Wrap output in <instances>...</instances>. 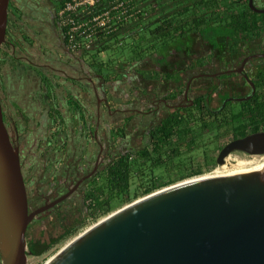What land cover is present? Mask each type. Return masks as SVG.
<instances>
[{
	"label": "flooded vegetation",
	"instance_id": "1",
	"mask_svg": "<svg viewBox=\"0 0 264 264\" xmlns=\"http://www.w3.org/2000/svg\"><path fill=\"white\" fill-rule=\"evenodd\" d=\"M64 1L10 0L0 46L4 121L20 152L29 210L45 207L37 218L66 214L78 200L85 208L88 188L120 154L124 136L111 138L127 118L147 122L145 145L171 113L217 119L233 135L216 160L231 140L264 134V0H136L140 16L130 24L157 22L141 61L161 76L131 75L123 89L133 96L118 89L116 98L98 80L88 83L85 52L71 48L60 25Z\"/></svg>",
	"mask_w": 264,
	"mask_h": 264
},
{
	"label": "water",
	"instance_id": "2",
	"mask_svg": "<svg viewBox=\"0 0 264 264\" xmlns=\"http://www.w3.org/2000/svg\"><path fill=\"white\" fill-rule=\"evenodd\" d=\"M10 0H0V46ZM262 162L219 166L166 186L103 217L44 264H264V134L228 142ZM29 210L21 157L4 121L0 98V249L3 264H28Z\"/></svg>",
	"mask_w": 264,
	"mask_h": 264
},
{
	"label": "trees",
	"instance_id": "3",
	"mask_svg": "<svg viewBox=\"0 0 264 264\" xmlns=\"http://www.w3.org/2000/svg\"><path fill=\"white\" fill-rule=\"evenodd\" d=\"M131 3L139 9L136 0ZM139 16L138 12L132 21ZM129 24L130 21L119 26L104 42ZM143 51H135L140 61ZM224 128L225 123H218L217 119L208 121L183 112L169 114L152 128L150 143L121 152L92 183L79 219L63 225L62 233L49 241L27 240L29 255L42 256L53 246L77 236L89 223L159 189L210 171L217 165L216 153L224 145L219 141L233 135ZM114 133L123 137L125 126ZM238 135L235 133L234 137ZM207 144L211 146L206 147ZM197 149L201 152L195 153Z\"/></svg>",
	"mask_w": 264,
	"mask_h": 264
},
{
	"label": "rangeland",
	"instance_id": "4",
	"mask_svg": "<svg viewBox=\"0 0 264 264\" xmlns=\"http://www.w3.org/2000/svg\"><path fill=\"white\" fill-rule=\"evenodd\" d=\"M155 15L151 16L150 19H153ZM132 20H130V23ZM147 22L145 20L139 22L138 24H129L125 30L119 31L116 35L109 40H107L104 45L97 46L86 53H84V57L86 61L92 65V68L96 72H101V75L105 78L110 75L117 77L118 79L123 77V73L121 69H133L135 63L137 62L138 56H136L135 51L141 50L144 46L150 44L153 39L150 38V29H153L155 23L150 24L148 29L145 28V24ZM148 37V40H147ZM150 47V46H149ZM145 65L144 63L138 62L135 65L134 70H130V75H136L139 77L142 74V77L145 79L151 77H160L161 73L157 72L156 74H152L151 70H144ZM135 72V73H134ZM127 76V77H129ZM143 81H137V84H142ZM119 89H122V86H119ZM138 90L139 87H138ZM132 89L129 87L127 89V93L129 96H133ZM109 98V96H108ZM112 103L114 107L116 103ZM134 113H115L116 117L121 118L122 115L130 116ZM119 120V119H118ZM125 126V135L123 138H120L119 141L116 143V152L114 156L121 152H125L128 149H139L144 147V139L146 136L147 131V122L141 119L140 117H135V120L129 121L127 118ZM111 129L114 128V124H112ZM116 136L113 134L111 140H115ZM229 140V136L220 140V143L227 142ZM211 144H207L206 147H210ZM195 153H200L201 151L197 149L194 151ZM217 154V153H216ZM264 161V158H263ZM262 162V159L259 156H250L246 157L239 153H232L230 154L226 162L223 165L217 164L213 167L210 171H207L203 174H214L218 169L219 166H226V165H250L253 163ZM243 163V164H242ZM103 174V173H102ZM100 175V177L102 176ZM202 175V174H201ZM46 191V190H45ZM82 209L81 201L78 200L74 206H71V209L68 210L65 214L64 213H48L46 212L41 217L37 218L33 223L32 227L29 230V237L34 240L40 239L42 241H49L51 237L58 236L62 233V226L67 224L70 221H75V219H79L80 213ZM102 219V218H101ZM100 220V219H99ZM96 223V222H95ZM94 223H89L85 228H82L79 233L83 232L85 229L93 225ZM73 239V238H72ZM70 240L63 241L55 246H53L47 253L43 254L42 256H33L29 255L28 264H44L49 258H51L54 254H56L63 246H65Z\"/></svg>",
	"mask_w": 264,
	"mask_h": 264
},
{
	"label": "built area",
	"instance_id": "5",
	"mask_svg": "<svg viewBox=\"0 0 264 264\" xmlns=\"http://www.w3.org/2000/svg\"><path fill=\"white\" fill-rule=\"evenodd\" d=\"M132 0H65L60 25L72 49L87 52L101 46L119 26L139 12Z\"/></svg>",
	"mask_w": 264,
	"mask_h": 264
},
{
	"label": "crops",
	"instance_id": "6",
	"mask_svg": "<svg viewBox=\"0 0 264 264\" xmlns=\"http://www.w3.org/2000/svg\"><path fill=\"white\" fill-rule=\"evenodd\" d=\"M122 30H125V28H122L120 31H122ZM104 43L102 45H104ZM130 70H134V69H128L126 71H125V69H121V71L123 73V77L120 78V79H118L117 77H114V76H112L110 74H109L108 77L105 78L104 76L101 75V72L99 74V72H96L94 70V68H92V65H90L88 62L86 63V71H87V81H88V83H91L92 84V81L95 82V80L96 81L98 80L102 85H105L108 88L107 94H109V96L112 95V97H115V98L118 97V96H120V93H117L118 92V89H119V86H122V90L126 91V89H123V88H125L126 85H127L126 79H128L129 77H131V75L129 76V73H128V72H130ZM127 76H129V77H127ZM139 76L142 77V74H140ZM127 95H128V93L126 91V96ZM103 101H104L103 99L100 100V102H103ZM37 113H39V112H37ZM54 114H55V116L61 115V113H58L57 111ZM70 114L73 115L74 113H70ZM35 126L36 127L37 126H41V124H40V118H37L35 120Z\"/></svg>",
	"mask_w": 264,
	"mask_h": 264
},
{
	"label": "bare ground",
	"instance_id": "7",
	"mask_svg": "<svg viewBox=\"0 0 264 264\" xmlns=\"http://www.w3.org/2000/svg\"><path fill=\"white\" fill-rule=\"evenodd\" d=\"M253 163V162H252ZM243 164V163H242Z\"/></svg>",
	"mask_w": 264,
	"mask_h": 264
}]
</instances>
